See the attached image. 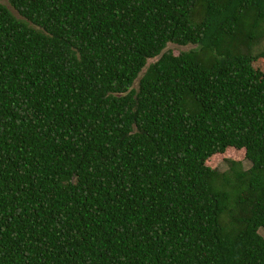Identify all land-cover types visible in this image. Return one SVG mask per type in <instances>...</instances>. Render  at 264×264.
I'll use <instances>...</instances> for the list:
<instances>
[{
    "label": "trees",
    "instance_id": "16d2710c",
    "mask_svg": "<svg viewBox=\"0 0 264 264\" xmlns=\"http://www.w3.org/2000/svg\"><path fill=\"white\" fill-rule=\"evenodd\" d=\"M262 35L264 0H0V264H264Z\"/></svg>",
    "mask_w": 264,
    "mask_h": 264
},
{
    "label": "rangeland",
    "instance_id": "374dc122",
    "mask_svg": "<svg viewBox=\"0 0 264 264\" xmlns=\"http://www.w3.org/2000/svg\"><path fill=\"white\" fill-rule=\"evenodd\" d=\"M2 4L8 7L5 1L4 2L2 1ZM12 14L16 18H18L17 14H15L13 11H12ZM189 48L191 47L190 46L179 47L173 44H167L165 50L168 49L172 52L173 55H177L179 52L186 51ZM263 50H264V35L261 36V38L258 40L257 44L253 48V54H254L255 59L251 65L255 72L254 79L256 82H261L264 80V59L256 58L257 54ZM155 60L156 58L147 60L144 68L140 72V75L143 73L146 66L153 63ZM136 82L137 80L133 82L132 84L133 88L136 87ZM229 161L240 163L243 169H247L249 167V163L244 159L243 150H236L232 148L225 149L223 153L214 154L213 156H211L209 159L205 161V165L211 169L223 171L226 169V164ZM259 234L264 236V232L262 231H259Z\"/></svg>",
    "mask_w": 264,
    "mask_h": 264
}]
</instances>
